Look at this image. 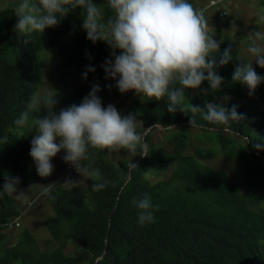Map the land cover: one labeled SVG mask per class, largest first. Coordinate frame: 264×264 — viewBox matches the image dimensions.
<instances>
[{
  "label": "trees",
  "instance_id": "16d2710c",
  "mask_svg": "<svg viewBox=\"0 0 264 264\" xmlns=\"http://www.w3.org/2000/svg\"><path fill=\"white\" fill-rule=\"evenodd\" d=\"M93 2L105 18H111L106 0ZM83 18V9H77L43 34L34 32L19 41L12 29L13 4L8 1L0 7V141L7 137V143L0 142V227L21 219L24 207L2 189L5 176L19 178L17 191L52 178L53 186L45 195L52 214L45 218V226L55 243L52 251L40 252L25 229L18 241L3 248L6 235L0 230V264H93L105 245V255L96 264H264V87L260 84L250 95L245 86L232 82L239 60H247L226 36L219 40V54L230 47L233 59L217 68L223 78L220 89L213 92L207 81L199 89H187L183 106H236L244 119L234 123L231 132L209 130L216 126L202 121L199 113L195 115L202 126L191 127L189 111L169 113L166 99L144 100L133 94L124 100L129 109L120 111L121 115L133 114L138 130L141 125L145 130L156 124L165 128L153 127L147 134V156L121 154L112 159L106 151L90 150L92 167L108 181L99 192L92 190L95 181L87 178L85 184L66 185L69 181L64 176L71 175L66 163L56 175L37 174L30 157L35 135L31 125L47 113H30L23 128L15 124L35 93L44 87L52 89L58 101L54 111L59 113L79 105L91 91L89 84H116L106 78L103 66L109 59L114 62L119 50L113 52L103 41H89ZM89 67L95 71L87 73L85 83L77 84L78 76H84ZM253 68L264 69L256 63ZM44 75L49 80L43 81ZM159 132L165 134L169 147L154 142ZM194 138L205 145L196 144ZM63 154L61 150L51 161ZM218 155L232 160L240 183L229 170L207 163ZM137 159L136 169L127 172L130 160ZM145 193L159 208L155 223L141 226L133 200ZM67 247L73 248L71 253L65 252Z\"/></svg>",
  "mask_w": 264,
  "mask_h": 264
},
{
  "label": "clouds",
  "instance_id": "9594fccd",
  "mask_svg": "<svg viewBox=\"0 0 264 264\" xmlns=\"http://www.w3.org/2000/svg\"><path fill=\"white\" fill-rule=\"evenodd\" d=\"M220 1L209 0L208 7H218L219 16L227 19L228 0L223 4ZM106 4L114 13L111 18H105L102 8L93 0H21L14 8L17 17L15 30L24 37L34 32L43 34L45 29L57 26L70 13L83 9L82 27L87 39L93 43L103 41L113 52L119 50L114 62L109 59L103 66L106 78L115 80L116 84L105 81L100 87L93 85L79 105H71L59 113L54 111L57 94L49 88L43 97H32L27 110L15 121L23 128L29 122L30 113L43 109L47 114L36 117L31 125L35 135L30 142V157L37 174L42 178L50 176L53 172L51 160L63 150L66 169L75 168L83 178L95 181L91 187L96 192L107 188L108 181L98 168L92 167L90 150L106 151L112 159L121 154L131 158L147 156L146 136L153 127L162 126L156 124L145 130L141 125L138 130L139 122L133 114L121 115L120 111L129 109L122 108V104H127L124 100L133 98V94L144 100L166 99L169 113L189 111L192 114L189 115L191 127L202 126L196 118L197 113L201 114L202 121L216 126L209 130L225 133L231 132L232 125L244 119L236 106L231 109L215 103H206L204 109L190 103L187 109L183 106L185 90L199 89L205 81L213 92L218 91L223 78L217 74V68L233 59L230 47L219 54L220 42L209 34V23L202 9H197L188 0H106ZM255 16L256 23L264 25V8L256 9ZM251 30L246 50L253 59L247 63L239 60L231 78L233 83L245 86L250 95L260 84L264 87V69L253 68L255 63L264 68V32L257 31L256 25ZM94 71L89 67L84 78L88 72ZM108 87L111 90L105 89ZM103 100L105 104H102ZM168 129L172 130L171 127ZM0 142L7 143V137ZM82 161L89 163L84 165ZM135 161L138 159L130 160L127 172L128 167L136 169ZM4 180V192L21 199L24 193L14 195L19 178L8 175ZM64 180L69 181L66 185L79 183L73 182L71 176H64ZM42 182L47 185L43 186L42 195H48L53 179H43ZM133 204L138 209L139 225L155 223L154 213L159 206L153 205L148 194L138 201L133 200Z\"/></svg>",
  "mask_w": 264,
  "mask_h": 264
},
{
  "label": "rangeland",
  "instance_id": "374dc122",
  "mask_svg": "<svg viewBox=\"0 0 264 264\" xmlns=\"http://www.w3.org/2000/svg\"><path fill=\"white\" fill-rule=\"evenodd\" d=\"M8 1H11L14 8L21 2V0H0V7L6 6ZM224 1L225 0H221L220 4H223ZM208 4L209 0H193V5H196L197 9H202L204 11L205 18L209 23V34L214 35V39L217 42L220 40L219 35L228 37L230 41L235 44L236 48L240 50V54L246 58L247 62H250L253 57L246 50L249 44L247 36L253 32L251 27L254 25H256L257 31L264 32V25L257 24V18L255 16L256 9L264 8V0H228L225 9L226 15H229L227 19H223V17L219 16L220 14L218 13V7L209 8ZM113 15L114 13H111L110 17ZM16 23L17 17L12 26L13 30H15ZM18 36L19 41H24L23 36ZM40 53L41 51L38 52V55ZM254 62L255 61H253V63ZM46 80H49V78L44 75L43 81ZM86 80L87 79L84 78L83 75H79L77 78V84L85 83ZM89 85L92 87L94 84L91 83ZM105 89L111 90L110 87ZM47 91L48 88L44 87L43 91L38 90L35 93V96L39 95L40 97H43ZM120 104L121 102H119V106ZM122 108L128 109V104H122ZM154 138V142H160L165 147H169L165 134L161 132L155 133ZM194 142L198 145H205L196 138H194ZM51 163L53 165L52 175L58 174L62 166L65 164L64 154L56 161H51ZM207 163L209 165H214L229 170L233 174V178L237 182H241L240 172L237 170V168H235L231 159L218 155L214 159L207 160ZM70 170V176L73 182L85 184V178H83L80 173L75 170V168ZM42 180L43 179L32 183L27 188H23V190L17 191L14 194L18 195L20 193H24L22 198L18 200V202L24 205L23 213L21 219L17 220L16 222L15 220H12V222L8 225H5L4 228L0 227V230H2L6 235V241L2 244L3 248L12 246V244L19 240L23 231L27 229L34 237L35 244L40 252H48L53 250L55 243L49 240L50 235L45 226V218L52 214V205H50V202L47 200L46 196L42 195L43 186H47L42 182ZM67 248L65 249V252L71 253L73 248ZM27 249H32V247H27Z\"/></svg>",
  "mask_w": 264,
  "mask_h": 264
},
{
  "label": "water",
  "instance_id": "95a60500",
  "mask_svg": "<svg viewBox=\"0 0 264 264\" xmlns=\"http://www.w3.org/2000/svg\"><path fill=\"white\" fill-rule=\"evenodd\" d=\"M159 128H163L162 126H158ZM136 163V161L135 162H133V164H135ZM128 169H129V167H128ZM108 220H109V217H108ZM105 251H106V245H105V248H104V251H103V253L95 260V263L94 264H96V262L98 261V260H100V259H102L103 257H104V255H105Z\"/></svg>",
  "mask_w": 264,
  "mask_h": 264
},
{
  "label": "bare ground",
  "instance_id": "6f19581e",
  "mask_svg": "<svg viewBox=\"0 0 264 264\" xmlns=\"http://www.w3.org/2000/svg\"><path fill=\"white\" fill-rule=\"evenodd\" d=\"M228 6V5H227ZM68 249V248H67Z\"/></svg>",
  "mask_w": 264,
  "mask_h": 264
}]
</instances>
